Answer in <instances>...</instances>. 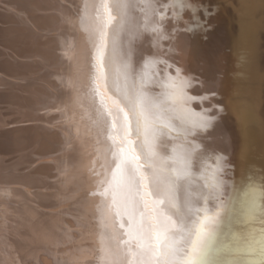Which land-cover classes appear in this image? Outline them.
Masks as SVG:
<instances>
[{"label":"bare ground","instance_id":"obj_1","mask_svg":"<svg viewBox=\"0 0 264 264\" xmlns=\"http://www.w3.org/2000/svg\"><path fill=\"white\" fill-rule=\"evenodd\" d=\"M14 2L26 18L15 10L22 20L12 13V26L4 17L8 27L0 26V42L16 53L0 51L1 77L15 78L0 93L13 117L0 127V152L26 164L21 170L17 162L16 181L39 189L22 188L24 237L16 235L22 219L10 228L24 242L10 256L19 264H134L137 253L140 264H181L203 226L197 264H264V0H176L182 10L170 0ZM108 14L119 21L116 263V255L100 253L107 239L87 221L102 214L99 192L109 173L100 157L104 122L88 105L110 69ZM93 38L106 45L102 66L87 61ZM153 180L168 194L163 205ZM90 189L99 193L87 199L93 206L76 204L87 197L75 191ZM173 205L184 231L176 232L175 254L162 257L158 221L169 215L179 227Z\"/></svg>","mask_w":264,"mask_h":264},{"label":"rangeland","instance_id":"obj_2","mask_svg":"<svg viewBox=\"0 0 264 264\" xmlns=\"http://www.w3.org/2000/svg\"><path fill=\"white\" fill-rule=\"evenodd\" d=\"M15 1V0H12ZM11 0H0V26L1 28H5L8 27L7 24H5V20L6 23H8L9 25H11V21L8 20V17L10 14H12L11 17H13V19L16 18V15L14 12L15 10H17L16 8L21 7V6H17L19 4H17L16 2H14L15 7L13 5V3ZM115 3L119 6V3H121V0H115ZM15 8V9H14ZM22 8V7H21ZM10 11V13H8ZM21 11V10H19ZM17 10L16 13L19 12ZM23 11V9H22ZM20 12L23 13V15L25 14V12ZM25 11V10H24ZM3 12V13H2ZM5 12V13H4ZM4 14V15H3ZM7 14V15H6ZM6 15V16H5ZM16 15V16H14ZM20 16L22 14H19ZM19 15L17 16L19 19V21L22 20V17L19 18ZM22 15V16H23ZM9 16L10 20H12V18ZM4 17V22H3V18ZM15 17V18H14ZM24 17L26 18V15H24ZM111 18V14L107 15V19L109 21V30H110V37L108 40L109 43V48H110V58H109V62H110V69L106 68V72H107V77L102 76L101 77V83L99 86H95V89H90V92L92 94V96L89 97L88 99V105L90 106L95 119L98 120V122L103 121L104 124L101 126V123L99 125L100 129H99V137L100 139L102 138L101 142H103V150H102V156L101 157V161L102 164L104 165V167L107 169V172H109L105 179L104 182L102 183L101 189L102 191L99 192L102 196V198H99V193L96 192L97 190H89L90 192H87L85 190H77L75 191V195L76 198L81 197L82 195H85L87 198H82V199H78L76 201V204L78 205H88V206H93L92 201H87L88 198H91L92 200L94 199L95 201H97V199L99 198L100 203L102 204V214L100 215V217L97 215L96 217L90 216L87 217V221L90 224H94L97 225L98 227L95 228L94 231H96L99 236L106 238L107 240H109L110 242L112 240H118L119 239V21H113ZM9 21V22H8ZM17 21V20H16ZM18 22V21H17ZM21 23V22H20ZM5 25V26H4ZM12 26V25H11ZM118 26V28L116 27ZM10 27V26H9ZM1 38V36H0ZM1 41V39H0ZM3 42V40H2ZM0 42V43H2ZM4 43V42H3ZM0 44V46L2 45L3 48L8 47L9 49H3L2 46L0 47V51H6L9 54L15 55V51L13 50V48L11 49L10 45L6 44ZM95 43V44H94ZM95 47L94 49H91L92 51H90V57L89 59H87L88 63H92L93 61L96 62L97 64L101 65V62L103 61V59H106V48H105V44H103V42H99L97 44V40L95 38H93V40L90 41V46ZM9 52H8V51ZM13 50V52L11 53V51ZM102 71V70H101ZM188 72V71H187ZM194 73V71H193ZM4 74L3 71L0 72V93L2 91H5V89L3 90V88H6L5 85H8L6 83L3 84V82H14L13 79H15L14 77H10L8 75H2ZM8 78H7V77ZM3 79V80H2ZM7 80V81H6ZM12 82V84L9 83L10 86L14 85ZM194 85H198L197 82L194 83ZM5 86V87H4ZM3 87V88H2ZM2 88V89H1ZM8 90V89H7ZM103 98V101L105 102V106L104 107H100L99 108V102L96 101V99L98 98ZM0 103L5 107H1L2 109H0L1 113H0V120L2 118V122L0 121V127H2V131L10 125V123L13 121V117L10 115L11 114V105L7 102V101H2L0 99ZM8 105V106H7ZM7 106V109H6ZM9 108V111H7ZM3 111L5 114L8 112L9 116L2 114ZM9 117V119H8ZM100 120V121H99ZM97 122V124H98ZM1 129H0V133H2ZM4 151L0 152V264H19V259L16 257L17 255H19V251H20V243L24 242L23 238L20 237H24L22 234V232H24L22 229L25 227L26 228V220L25 218L22 219L24 216L20 215L21 213L18 211L21 208V204H23L22 202H25L23 199H25V195L24 194V188L25 187V183H22L21 180H19V176L17 177L18 180L16 181V174L15 171L17 170L18 167H22V165L18 162V160L15 158V156L9 151H5L6 153H3ZM2 154V155H1ZM10 154V155H9ZM3 156V157H2ZM1 158H7L6 160L4 159L3 161H1ZM11 158L12 162L9 161ZM16 164H15V162ZM9 162V163H8ZM20 164V166L17 164ZM8 165H7V164ZM7 167H6V165ZM11 164V165H10ZM5 165V166H4ZM12 165L16 166L15 168L12 167ZM10 166V167H9ZM18 166V167H17ZM2 167V168H1ZM9 167V168H8ZM20 167V168H21ZM26 164L21 168L25 169ZM12 171H11V169ZM14 168V169H13ZM20 168L17 170V174L19 173ZM8 169H10V171H8ZM14 172V175H13ZM19 175V174H18ZM22 184H20V182ZM18 183V184H16ZM21 190H20V187ZM23 186V187H22ZM16 187V188H15ZM18 187V188H17ZM23 188V189H22ZM30 188V187H29ZM29 188H26V190H28L27 192H29ZM15 191V194L12 192L13 190ZM31 193L34 191V193H36L39 189V187H31L30 188ZM25 190V193H27ZM88 190V189H87ZM18 191V192H17ZM21 191V192H19ZM48 191V190H47ZM46 191V192H47ZM50 191V190H49ZM21 193L22 196L24 197L22 200H20L19 198L21 197ZM14 194V195H12ZM20 195V196H19ZM17 196V197H16ZM86 199V200H85ZM85 200V201H84ZM87 201V202H86ZM18 202V204H17ZM21 205V206H19ZM34 205H38V200L34 203ZM20 207V208H19ZM19 208V209H18ZM23 208V207H22ZM19 215H18V214ZM19 216H21L19 218ZM95 217V219H94ZM20 219H22L21 224ZM25 222V223H24ZM24 225L22 227H18V229L20 230V232L18 231L17 228L12 227L13 225L16 227L17 224ZM22 228V229H21ZM13 229V231H12ZM17 229V230H16ZM15 233V232H19L17 235V237H15V235L11 234V233ZM10 234V235H9ZM14 240H12L11 238ZM14 236V237H12ZM11 239V240H10ZM17 239V240H15ZM9 240V241H8ZM21 240V242H20ZM105 241V239H103L102 241L107 242L106 244L110 245L107 246L105 243V248L104 249H100V253L103 254L105 253L106 256L112 258L113 256H115L114 258H117V255L119 252V249L117 250L115 247L114 248V242L113 243H109L108 241ZM119 241V240H118ZM118 241H116L118 243ZM115 242V246H118L119 243L117 244ZM14 243V244H13ZM21 243V245H22ZM11 244V245H10ZM16 244V246H15ZM104 246V245H103ZM113 248H114V252H113ZM12 253V256L16 255L14 258H12V256H10V254ZM115 253V254H114ZM117 253V254H116ZM113 254V256H112ZM134 254L133 258L131 259V262L136 264L137 259L139 258L140 254ZM11 257V258H10ZM134 257L136 258V262L134 261ZM141 257V256H140ZM152 257V256H151ZM109 258V259H110ZM114 258L111 259V262L114 263L113 261H115V263L117 262V259H119V255L118 258L115 260ZM155 260L157 261V257ZM108 259V260H109ZM141 259V258H139ZM102 261H106V260H102ZM154 261V260H153ZM154 261V262H156ZM142 263V259L141 262L139 261V264Z\"/></svg>","mask_w":264,"mask_h":264},{"label":"snow or ice","instance_id":"obj_3","mask_svg":"<svg viewBox=\"0 0 264 264\" xmlns=\"http://www.w3.org/2000/svg\"><path fill=\"white\" fill-rule=\"evenodd\" d=\"M171 5L173 8L181 9L176 0H170ZM182 10V9H181ZM200 127H202L205 131L208 129L207 122H201ZM152 194L159 197L158 203L163 205L165 204L166 199H169L168 194L161 192L159 183L153 180L152 183ZM175 209V217L177 218V222L179 223V227L177 228L176 222H173L172 216L164 215L163 221H158L159 230L157 232V247L160 249L161 256H167L169 254H175L177 249L174 247L175 240H176V232H183L184 231V223L183 219L181 218L180 209L173 205ZM261 212H264V206L261 207ZM262 221H264V216L261 217ZM176 231H173V229ZM205 230L204 227H200L196 230L195 238L191 241V250L193 255L188 256L186 260H183L181 264H197V257L196 253L202 251V242L205 238ZM261 244V253L264 255V228H262V236L260 240ZM157 264H169L167 260H158Z\"/></svg>","mask_w":264,"mask_h":264}]
</instances>
